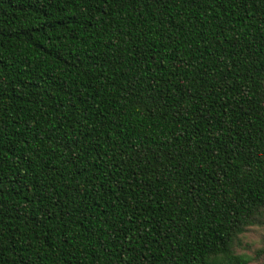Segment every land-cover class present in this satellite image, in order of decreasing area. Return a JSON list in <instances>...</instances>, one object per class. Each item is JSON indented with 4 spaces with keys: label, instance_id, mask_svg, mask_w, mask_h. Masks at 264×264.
Instances as JSON below:
<instances>
[{
    "label": "trees",
    "instance_id": "16d2710c",
    "mask_svg": "<svg viewBox=\"0 0 264 264\" xmlns=\"http://www.w3.org/2000/svg\"><path fill=\"white\" fill-rule=\"evenodd\" d=\"M263 214L264 0H0V264H252Z\"/></svg>",
    "mask_w": 264,
    "mask_h": 264
},
{
    "label": "rangeland",
    "instance_id": "374dc122",
    "mask_svg": "<svg viewBox=\"0 0 264 264\" xmlns=\"http://www.w3.org/2000/svg\"><path fill=\"white\" fill-rule=\"evenodd\" d=\"M236 251L250 256L252 264L260 263L264 259V231L247 228L241 235Z\"/></svg>",
    "mask_w": 264,
    "mask_h": 264
},
{
    "label": "clouds",
    "instance_id": "9594fccd",
    "mask_svg": "<svg viewBox=\"0 0 264 264\" xmlns=\"http://www.w3.org/2000/svg\"><path fill=\"white\" fill-rule=\"evenodd\" d=\"M261 221H264V216H256L255 221L248 219L243 222V225L248 229L264 231V223H261Z\"/></svg>",
    "mask_w": 264,
    "mask_h": 264
}]
</instances>
